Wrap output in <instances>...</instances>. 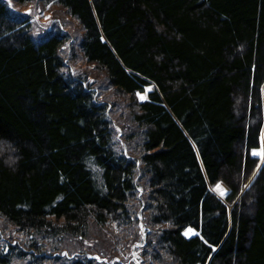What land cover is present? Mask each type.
<instances>
[{
	"label": "trees",
	"instance_id": "1",
	"mask_svg": "<svg viewBox=\"0 0 264 264\" xmlns=\"http://www.w3.org/2000/svg\"><path fill=\"white\" fill-rule=\"evenodd\" d=\"M262 138L264 0H0V264H264Z\"/></svg>",
	"mask_w": 264,
	"mask_h": 264
},
{
	"label": "rangeland",
	"instance_id": "2",
	"mask_svg": "<svg viewBox=\"0 0 264 264\" xmlns=\"http://www.w3.org/2000/svg\"><path fill=\"white\" fill-rule=\"evenodd\" d=\"M26 9H29V7H27ZM37 13H39L40 14V19L41 20H45L46 18H47V16L49 15V12H43V11H40V10H35ZM153 88V85L151 84V85H149L148 87H147V89H152ZM260 156V162H263V160H264V157H262L261 155H259ZM254 175V174H253ZM252 177V176H251ZM251 177L249 178V180H248V182L246 183V185H248L249 183H250V181L252 180L251 179ZM217 184V183H216ZM216 184L215 185H212L211 186V190L219 197V198H221V199H223L224 200V198H225V195L224 196H221L220 194H219V192L218 191H216V190H214L215 189V186H216ZM222 186L224 187V188H226V189H228L227 188V186L222 182ZM231 207V205L230 204H228V208H230ZM98 229V228H97ZM107 231H108V228H106V229H99V232L97 233V231H92L93 233H92V236H93V241H101V239H105L106 240V237H104V233L109 237V235H108V233H107ZM104 232V233H103ZM109 232V231H108ZM109 234H111V233H109ZM97 239V240H96ZM80 247L81 248H85L83 245H80ZM104 247H105V249H106V251L104 250V249H98L97 251H100V252H103V253H106L107 252V254L108 255H111V254H109L110 252H109V248L106 246V245H104ZM87 248H89V247H87ZM87 250H89V249H87ZM102 250H104V251H102ZM98 257V256H97ZM106 257V256H105ZM104 259H107V258H104Z\"/></svg>",
	"mask_w": 264,
	"mask_h": 264
},
{
	"label": "snow or ice",
	"instance_id": "3",
	"mask_svg": "<svg viewBox=\"0 0 264 264\" xmlns=\"http://www.w3.org/2000/svg\"><path fill=\"white\" fill-rule=\"evenodd\" d=\"M9 2L11 3V0H9ZM49 7H50V5H49ZM31 11H32V9H28V12H29V13H31ZM65 47H67V46H65ZM137 95L140 96V99H142V100L146 98V97H144L143 95H141L140 93H137ZM252 152H253L254 155L259 154V155H261L262 157H264V138H262L261 148H260V149H253ZM258 167H259V166H258ZM254 175H255V173H254ZM245 187H248V185H245ZM214 190L218 191L219 194H220L221 196L226 195L227 192H228V189H226V188H224V187L222 186V182H218V183L216 184ZM194 233H196V230H195V229L188 228V229H186V230L184 231L183 234H184L186 237H191V235H193ZM196 234H198V233H196ZM201 239H203V237H201ZM205 243H208V241L205 240ZM212 247H213V249H215V246H214V245H213ZM4 251H7V249L5 248ZM64 255H67V253H64ZM97 259H99V257H97ZM136 264H140L139 259H137Z\"/></svg>",
	"mask_w": 264,
	"mask_h": 264
}]
</instances>
